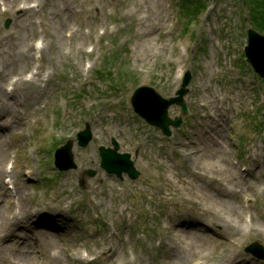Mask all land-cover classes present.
<instances>
[{"label": "rangeland", "instance_id": "1", "mask_svg": "<svg viewBox=\"0 0 264 264\" xmlns=\"http://www.w3.org/2000/svg\"><path fill=\"white\" fill-rule=\"evenodd\" d=\"M21 1L0 0V217L30 219L0 239V264H264L244 251L264 246V79L243 56L247 0ZM186 70L188 112L165 136L130 97L140 85L172 96ZM112 137L136 179L99 166ZM67 139L77 166L60 171Z\"/></svg>", "mask_w": 264, "mask_h": 264}, {"label": "water", "instance_id": "2", "mask_svg": "<svg viewBox=\"0 0 264 264\" xmlns=\"http://www.w3.org/2000/svg\"><path fill=\"white\" fill-rule=\"evenodd\" d=\"M8 24L9 19L5 22V26H8ZM244 53L254 71L264 79V35L253 28H248L247 44L244 47ZM190 77V71H186L182 79V84L176 91V95L169 98L162 97L152 87L145 85L137 87L131 97L134 110L145 118L148 123L159 126L164 134L170 135L171 130L169 126L173 125L174 127H178L181 123V116H176L173 119L170 118L168 116V107L173 103L179 104L182 114L187 112L183 96L188 91L186 85L189 83ZM77 139L78 144L81 146H85L91 139V131L88 124H86L83 130L77 133ZM112 142L114 148L99 147L101 167L108 173H116L118 176H121L123 172H127L131 178H136L139 172L135 169L133 161L130 159V154L118 152L117 142L114 139ZM71 146L72 141L68 140L56 150L55 164L60 169H69L76 166L71 153ZM89 174L93 175L94 171L90 170ZM246 251L255 254L257 257L264 256V248L257 242L248 245Z\"/></svg>", "mask_w": 264, "mask_h": 264}, {"label": "bare ground", "instance_id": "3", "mask_svg": "<svg viewBox=\"0 0 264 264\" xmlns=\"http://www.w3.org/2000/svg\"><path fill=\"white\" fill-rule=\"evenodd\" d=\"M3 2L5 1H11V0H2ZM31 0H22L21 3H23V5L19 2V4L17 6H19L20 8H24L25 10H28L30 8H33L36 6V4H28V2H30ZM0 91H1V97L7 98L8 97V93L7 91L4 89V86L0 83ZM10 95V94H9ZM0 110H2L0 108ZM5 170L0 166V178L3 177V175L5 174ZM21 175H24L22 172H20ZM28 216V214L25 215V219ZM3 217V218H2ZM1 223H0V239L2 237H8L10 235V230H12V225L18 221V217L16 215H13L11 217H6V216H1L0 217ZM19 223V222H18ZM20 230L22 228H17L16 230ZM47 233H48V237H47V241L48 242H54L55 240V235L52 234V228H46ZM14 237V235L12 236ZM19 239V235L17 236ZM20 249H17V252L21 255H24L26 253V246L25 245H19ZM55 248L57 251H60V246L59 244L56 242L55 243ZM13 263L14 264H19V262L13 257L11 256ZM23 264H30V262H24Z\"/></svg>", "mask_w": 264, "mask_h": 264}, {"label": "trees", "instance_id": "4", "mask_svg": "<svg viewBox=\"0 0 264 264\" xmlns=\"http://www.w3.org/2000/svg\"><path fill=\"white\" fill-rule=\"evenodd\" d=\"M247 3L250 8V24L264 33V0H247Z\"/></svg>", "mask_w": 264, "mask_h": 264}]
</instances>
